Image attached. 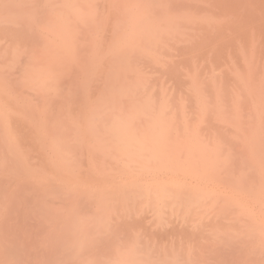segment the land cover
<instances>
[{"label": "bare ground", "instance_id": "1", "mask_svg": "<svg viewBox=\"0 0 264 264\" xmlns=\"http://www.w3.org/2000/svg\"><path fill=\"white\" fill-rule=\"evenodd\" d=\"M179 1L3 0L0 3V14L15 7L7 15L24 34L21 39L27 41L20 48L10 43L15 53L13 59L18 64L11 67L13 71L0 67V112L4 114L0 127H8L12 115L8 105L14 103L18 118L28 121L23 120L22 128L31 124L33 132L44 137L42 145L49 150L55 170L50 176L0 171V185L4 186L0 188L1 206L5 208L13 197L21 205L0 212V264H248L259 255L263 257L264 137L259 133L261 129L248 125L254 129L248 131L253 132L248 136L247 128L243 127L247 145L256 148L253 156L239 153L243 152L239 144L234 150H239L237 156L240 154L246 165L252 164L250 169L243 162L240 166L239 158L238 162L234 161L236 157L231 152H220L224 148L221 141L212 144L209 140L191 147L193 137L178 139L182 136L180 130L188 132L190 126L185 117L180 118L177 109L179 105L187 106L189 99L182 98L177 103L171 97H159L155 88L159 78L149 77L145 71L153 65L151 62H157L153 53L159 49L155 45L156 33L178 22ZM187 1L186 5L181 1L183 7L188 5L193 11L203 0ZM4 15L0 16V24L8 19ZM201 93L205 94V90ZM193 94L197 96L196 92ZM206 101V96L198 101L202 113L211 109ZM247 105L241 106L242 109L246 110ZM259 107L258 112L263 113L264 98ZM82 112L86 113L83 117ZM80 114L81 119L65 118ZM255 117L252 116L253 120ZM35 119H41L42 125L33 124ZM238 120L235 124L240 126ZM86 136H90L87 141L79 142ZM82 144L92 145L93 153H97L91 154L88 168L83 169L89 177L109 162L116 167L98 181L93 180L88 189L75 186L74 189L69 182L82 173L83 164L78 161L86 148ZM140 144L145 146L144 150L139 148ZM102 154L105 156L98 161L97 157ZM50 156H58L62 162ZM183 164L208 176L188 181L173 175ZM155 166H159L156 173ZM238 170L240 176L236 177ZM60 172L64 182L57 178L49 181V177ZM218 178L227 179L228 185L238 178L240 182L235 189L227 190V186H216ZM257 180L259 187L255 186L259 182L254 183ZM101 189L112 201H92ZM127 201H131L129 207H126ZM227 202L237 206L235 211H230L231 218L223 210ZM151 203L156 204L154 209ZM141 205H149L153 214L162 215L164 210H169L178 216L193 214L207 206L208 210L213 208L212 211L215 209V213L224 216V220L228 218L249 227L244 228L245 234L239 230L224 235V244L230 247H222L217 256L214 252L217 247L211 250V244L206 245V250L210 248L208 254H193L188 247L152 246L147 240L139 239L141 233L132 237L130 230L136 228L134 232H137L139 227L127 225L123 228L128 232L120 231L123 222H113L114 210L119 212L124 207L131 217L133 209L137 214L136 207Z\"/></svg>", "mask_w": 264, "mask_h": 264}, {"label": "rangeland", "instance_id": "2", "mask_svg": "<svg viewBox=\"0 0 264 264\" xmlns=\"http://www.w3.org/2000/svg\"><path fill=\"white\" fill-rule=\"evenodd\" d=\"M181 1L184 5L188 3L187 0ZM181 1H179L180 4L178 2V5L176 4L177 7L180 5V8L178 7L179 9H177L176 12V15H179L176 25L168 30L159 29L156 33L158 40L156 39L155 45H158L157 48L159 49L153 53L157 57V62H151L153 65L151 64L152 66L146 67L145 71L149 77L152 76L159 78L160 81L158 80V82L155 79L157 82L155 88L158 89L159 97L168 96L177 103L182 98H185L186 100L189 99L187 100V102L189 101L187 106L179 105V108L177 109V112L180 113V118L185 117L188 125L190 126L188 129L189 133L187 131L180 130L181 133L179 135L182 134V136L178 137L180 141H182L184 136L193 137L194 141L192 142L191 147H196L201 143H209V140L212 141V144L222 142L224 143V148L220 150V152H231L233 156L236 157L234 161L239 158V162L238 160L237 162L240 166H242L240 164L243 162L241 155L239 154L237 156L238 153L236 152H239L241 149L243 152L239 153L247 152L248 156H253L256 153L255 147L247 145L246 135L249 136L253 133L248 131L251 129V131H254L253 128L256 126V129H261L259 131L261 137H264V128H262L264 127V122L262 123V126L260 123L262 122V114L264 112H258L260 102L264 98V0H203L202 2H199V5H196L197 8H195L196 6H192L195 8L193 11H191L192 8L188 5L183 7ZM2 2L3 0H0V3ZM185 2L187 3L185 4ZM199 6H203V8L201 7L202 11H198L201 10L198 9ZM187 7L188 9H184ZM189 8L191 9L189 10ZM13 9H15V7ZM13 9L4 11V18L8 19L4 22L2 21L0 24L2 27V29L0 28V57L2 56L3 58H0L3 61L2 63L0 60V67H5L4 70L6 69L10 71H13L11 70V67L18 65L16 64L15 59H13V55L15 54L13 49L20 48L24 42H27L21 39L24 34H21V29H18L17 25H13L7 15L8 12H12ZM179 11H181V13ZM215 12H218V14ZM1 13L2 14H0V16L4 14L3 11H1ZM25 32L26 31H24V33ZM29 36H25V39H28L27 37ZM22 38H24V36ZM10 43H13L15 47L11 48ZM150 47H152L151 43ZM6 48L8 51H5ZM142 48H148V46H144ZM4 58L6 60H4ZM201 90H205V94H202ZM249 91L250 93L252 91V94H250ZM193 92L197 93L196 97ZM205 96L207 97L206 102H208V106L209 108L211 107V109L208 111L203 110L204 113H202L198 106V101ZM245 98L249 99V101H247L250 104L245 100ZM213 101L214 104L211 103ZM243 101H246L248 104H246L248 107L247 109L245 107L246 110H243L244 108L242 109L241 107L246 106L243 104ZM254 102L256 106L254 105ZM173 104L175 105V103ZM250 105L251 107H249ZM8 107L12 110V115L9 117L10 123L6 128L1 129L0 127V164L2 163L0 171L5 174H16L22 172L25 174H32L33 176H50L55 170L51 166L52 164L48 155L49 150L44 148L42 145L44 137L37 136L33 132L32 127H30L32 126L31 124L22 128V122L24 123L23 120L26 122L28 121L26 119L20 120L18 118L19 115L16 111L17 107L14 103L8 105ZM252 108H254L255 111ZM256 108L258 109L256 110ZM244 111L247 113L245 114ZM257 112L260 115H257ZM82 113L84 114H82V117L85 116L86 113ZM242 113L246 116H243ZM254 115L257 117V121ZM252 116L253 118L255 117V120H253ZM2 117H4V114L0 112V122L3 120ZM82 117L81 114L76 117H73L72 115L65 116L68 120L72 118L81 119ZM243 117V123H240V119ZM238 118L239 120L237 122L241 124L240 126L236 125L237 123L235 124ZM250 119L253 120V122L249 121ZM227 121L228 124H226ZM229 121L231 122L229 123ZM254 121H256L255 123L259 121L260 125L258 123L257 124L259 126L256 125ZM33 124L42 125L41 119H35ZM250 124L253 128L251 126L248 128V125ZM243 127L247 128L246 133L244 132L246 128L243 130ZM228 128L231 129L226 131ZM229 132L231 133L229 134ZM214 136L215 138L218 137L216 138L217 140ZM89 137L90 136L83 137L79 142H85L89 139ZM229 141L231 145L234 143L233 146H230L228 143ZM72 143H74V141ZM46 144L49 145L48 143ZM84 144H82V146L83 148H86L81 156L82 158L78 160L80 161V164H83V168L80 169L82 173L79 177L73 178L69 182L71 188L74 189L75 187L86 189L90 184H92L93 180L98 181L100 176L112 172L113 168L116 167L115 163L112 164L109 162L103 167L99 166L101 168L93 171L95 172L93 177H89V174L83 169H87L89 166L88 159L93 153V147L92 145L86 146ZM236 144H239L237 145L239 146V150H236L235 152L234 150ZM52 146L53 144L51 147ZM237 148L238 147H236V149ZM95 152L93 153L94 156L97 154ZM101 156H105V154L99 155L97 160H100ZM50 157L59 163L62 162V159L58 156ZM232 158L234 159V157ZM226 160H230V158L227 157ZM74 162L76 163V161ZM238 163L236 164L238 165ZM245 163L246 161L243 162V165H245L247 169L252 168V164L250 162H247V165ZM85 164L86 166H84ZM158 168L159 166H155L153 168V172L156 173ZM238 169L240 170V167H238ZM239 170L235 173L236 177L240 176ZM195 171L198 170H195L193 166L183 164L180 166V170L174 172L173 175L177 174L175 175L176 177L183 178L188 181H190L189 179H195L199 176H208L204 171L194 173ZM62 175L63 174L60 172L58 173V176L54 175L48 179L50 181L51 179L55 180L57 178L60 182H64V176ZM59 177H62V179ZM218 179L219 181L216 183V186H218V188L227 186V190L235 189L237 183L240 182L238 178L234 180L231 185H228L229 181L227 179ZM205 181L208 183V180ZM260 181L257 180V182H254H259V185H255L256 187L260 186ZM77 184L78 186H76ZM16 186L18 187V185ZM3 187V185H0V188ZM92 201L94 203L98 201L103 203L106 201H112V199L105 194L103 189H101L95 193ZM126 203H128L127 206H124L129 207L128 205L131 201H127ZM18 205L21 207L18 203V198L13 197L9 200L5 208L0 204V212H5V209L10 207H18ZM141 206L142 207H136L138 209L137 214L135 209H133V216L131 217L128 213L129 210L124 207L119 208L118 206L120 209L119 212H117L118 209L114 210L113 214L115 220L113 219V222H123L124 224L123 226L119 225L121 226L120 231L127 225H130L131 227L135 225L139 228L138 231L136 230L137 232H134L136 228L134 230H130L132 237L141 233V235L138 236L139 239L142 241L147 240L152 244V246L159 245L167 248H170L171 246L188 247L193 254H205L207 250L210 249L206 250V245L211 244V250L217 247L215 248L217 250L214 251L215 256H217L219 254L218 252L223 251L221 250L222 247H230V245L224 244V235L228 236L227 233L239 230L240 233L245 234L246 230L244 231V228L247 229V226L249 227L247 224L243 227L238 221H232L228 218V221L226 218L224 220V216L215 213V209L212 211L213 208L208 210L206 208L207 206L203 209L198 208L195 212H193V214H181V216H178L176 213H171L169 210H164V214L162 215L158 212L153 214V210H150L151 208H149V205ZM151 206L152 209H154L156 204L152 205L151 203ZM235 208H237L236 204H229L228 202L225 203L223 206V210H227L225 216L228 215V217L231 218L232 215L230 211H235ZM116 213H118L119 217ZM121 213L123 214L122 217H120ZM233 216H235V214ZM197 217H199V219L196 220L195 218ZM191 218H194L195 221ZM124 230L127 232L129 231L127 229ZM208 253L209 251L206 254ZM258 257L259 258H257L256 261L255 259H252L254 261L251 262L250 260L248 264H253V262L255 264H264V255L263 257L262 255H259ZM155 259L156 258H154V260Z\"/></svg>", "mask_w": 264, "mask_h": 264}, {"label": "clouds", "instance_id": "3", "mask_svg": "<svg viewBox=\"0 0 264 264\" xmlns=\"http://www.w3.org/2000/svg\"><path fill=\"white\" fill-rule=\"evenodd\" d=\"M139 148H140L141 150H144L145 146H144L143 144H140V145H139Z\"/></svg>", "mask_w": 264, "mask_h": 264}]
</instances>
